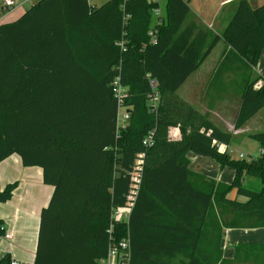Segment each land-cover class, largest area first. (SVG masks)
Here are the masks:
<instances>
[{"label":"trees","instance_id":"1","mask_svg":"<svg viewBox=\"0 0 264 264\" xmlns=\"http://www.w3.org/2000/svg\"><path fill=\"white\" fill-rule=\"evenodd\" d=\"M158 8L153 0L96 7L88 0H37L19 19L0 24V163L17 154L25 167L42 168L44 183L54 187L41 211L34 264H98L107 252L112 209L125 203L129 172L142 152L130 264H222L223 229L264 228V154L239 160L219 152L218 144H232V132L176 96L223 41L227 49L213 81L228 70L242 76L234 82V128L264 108V87H254L264 81V72L254 73L264 51V3L238 0L213 36L189 21L190 0H167L165 19L152 25ZM117 76L131 113L120 132L112 91ZM171 127L180 128L179 141L169 137ZM151 131L148 148L143 140ZM249 137L264 150V132ZM189 152L233 167V182L191 171ZM246 177L259 179L261 191L244 187ZM16 187L0 188V203ZM253 247L264 252V245ZM10 260L6 254L0 264Z\"/></svg>","mask_w":264,"mask_h":264},{"label":"crops","instance_id":"2","mask_svg":"<svg viewBox=\"0 0 264 264\" xmlns=\"http://www.w3.org/2000/svg\"><path fill=\"white\" fill-rule=\"evenodd\" d=\"M237 2L238 0H222L220 4L222 13L227 6L233 3L237 4ZM250 2L253 5L263 4V0H250ZM18 7V11L22 12V16L26 10H23L20 6ZM235 7L236 5L228 10L225 14V18L222 16L223 20L219 22L218 17L209 20L207 16H204L203 12L197 15L192 11L189 16V21L196 23L200 28H203V24H205L210 31L204 28L203 30L208 32L210 36L220 34L225 27V21L229 20ZM14 13L15 12L12 14ZM221 15L220 13V16ZM161 19L165 18L161 17ZM218 47H221L219 55L214 58V60L210 61L211 54ZM226 49V44L220 41L204 60L201 67L187 79L180 89H178L176 96L181 99L182 102L193 107L198 113L209 115L210 121L219 129L229 132L233 131V140L230 145L233 147V143L241 141V137H249L251 134L256 133L252 131L253 124L251 123L258 118L262 121V116L259 117L256 114L257 116L255 115L250 119L243 128L239 130L234 128L233 120L235 116L232 115V112L235 102L236 110H238L239 107V101L237 99L239 93L235 90L237 85L234 84V82H240L242 76L234 74L227 69L228 71H223L222 74H219L218 81H213L218 64L222 60V55ZM261 60L264 62V51L260 61ZM260 61L256 68V73L259 75L264 72V66L260 67ZM263 109L261 111H263ZM169 137L174 141H179L181 139L180 128L171 127L169 129ZM258 146L260 150V145L258 144ZM187 157L190 161L189 168L191 171L204 175L210 179L214 178V176L203 169V166L207 163L205 157L193 152H189ZM233 158L237 159L235 157ZM225 170H228L227 176H231L232 170ZM225 170L221 168L219 172L222 173ZM247 178L248 177L245 179ZM15 182L17 183V187L13 191L12 198L5 203H0V220L5 229V234L0 236V259L4 255L9 254L11 258L28 264H34L41 211L49 204L54 192V187L44 183L42 168L25 167L21 157L17 154L11 155L0 163V188L3 190L8 184ZM237 200L245 201V198L238 196ZM6 234L11 235V238L6 239ZM255 245H264V228L223 229L221 236V251L224 262L222 264H264V252L254 250L253 246Z\"/></svg>","mask_w":264,"mask_h":264},{"label":"built area","instance_id":"3","mask_svg":"<svg viewBox=\"0 0 264 264\" xmlns=\"http://www.w3.org/2000/svg\"><path fill=\"white\" fill-rule=\"evenodd\" d=\"M32 0H2L1 6L4 11L13 10L18 6H22L25 3H31ZM37 0H33L35 2ZM126 1V0H124ZM153 2H158V0H153ZM154 14L160 18V9H156ZM211 27V25H210ZM152 88H156V82H151ZM254 87L256 89H261L264 87V81L259 80L255 83ZM112 91L114 97L118 102V109L116 115V128L117 132L125 129L128 123L131 120L130 111L124 107L122 104L127 96V89L123 86L121 79L117 76L112 82ZM159 101V97L156 95L152 99L153 107L157 105ZM155 139L154 131H151L147 134L145 139L143 140V145L145 147H150ZM219 152H227L231 155V157L235 156L236 150L232 146H227L225 144L217 145ZM264 150H259V153L256 157L263 155ZM254 157H251V160ZM237 159L243 160L246 159L245 154L239 153L237 155ZM250 160V159H249ZM146 163V153H139L135 159V162L129 172L131 185L128 194L126 195L125 203L122 206L114 207L112 209L110 224L107 229L108 235V244H107V252L104 257L98 260V264H130V260L132 257L131 251V239H130V231H129V221L131 213L136 205V201L138 199V195L141 188L143 170ZM120 226H126V230L119 229ZM6 239H10L11 235L6 234ZM10 264H28L26 262H22L15 258H11Z\"/></svg>","mask_w":264,"mask_h":264},{"label":"rangeland","instance_id":"4","mask_svg":"<svg viewBox=\"0 0 264 264\" xmlns=\"http://www.w3.org/2000/svg\"><path fill=\"white\" fill-rule=\"evenodd\" d=\"M107 1L108 0H88L89 4L93 7L102 5L103 3L107 2ZM1 2H2V0H0V24H7V23L15 21L16 19L21 17L22 12L18 11L19 7L15 8L14 9L15 11L14 10L3 11L2 6H1ZM166 2H167V0H159L160 15L162 18L166 17V13H167ZM221 2H222V0H190V7H191V11L193 13L198 15L199 13L203 12L204 16H207V18H209V20H212L213 18L218 17V22H219V21L223 20V18H225L226 12L228 10L232 9L236 5L235 3H233L229 6H227L225 8L224 12L222 13L221 7H220ZM262 3H264V0ZM33 4H34V2L32 0L31 3H26L22 6H20V8H22L23 10H27ZM13 12H15V13L12 14ZM220 13L222 14L221 16H220ZM222 16H223V18H222ZM157 21H158V16L154 14L152 17V25H155V23ZM225 23H226L225 24V26H226L228 23V20L225 21ZM203 26H204L203 28L205 30L210 31V29L207 28L205 26V24H203ZM219 31H220V29H219ZM220 48L221 47H218L211 54L210 59H209L210 61L214 60V58H216L219 55L220 50H221ZM263 66H264V62H263V60H261L260 61V67H263ZM254 73H255V77L259 76V74L256 73V70H254ZM235 90L239 93V89L237 87ZM235 104H236V102H235ZM235 104L233 106V112H232V115H234V116H236V113H237ZM257 115L259 117L262 116V121L259 118L257 120H254L251 123V124H253L252 125V129H253L252 131H254L256 133L264 132V109H263V111L259 112ZM258 121H261V122H258ZM232 133H233V131H232ZM240 140L241 141H238V142L235 141L236 143H233V147L236 150L235 156H234L235 158H237V155L239 153L245 154L247 160L251 159V157H256L258 155L259 146L255 140H253L247 136L241 137ZM202 157H205V156H202ZM205 158L207 160V163L203 166V169H204V171H207L212 176H214V178H212L214 181H217V183L220 182L222 184H231L233 182V180L235 178V170L233 167H231V166L222 167L221 164L219 162H217L215 159H213L211 157H205ZM221 168H223V170H225V169L232 170L231 176H229V177L227 176L228 170H225L224 172L220 173L219 171H221ZM243 185H244V187L250 188L251 190L257 191V192L261 191V189H262V182L259 179L252 178V177H248L247 179H245L243 182ZM231 197L232 198L235 197L234 193L231 194Z\"/></svg>","mask_w":264,"mask_h":264}]
</instances>
